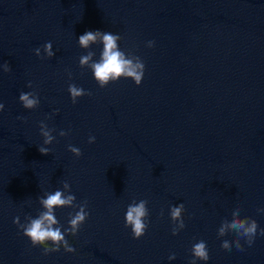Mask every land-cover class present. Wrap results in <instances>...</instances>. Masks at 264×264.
<instances>
[{"label":"water","instance_id":"obj_1","mask_svg":"<svg viewBox=\"0 0 264 264\" xmlns=\"http://www.w3.org/2000/svg\"><path fill=\"white\" fill-rule=\"evenodd\" d=\"M96 30L141 58L140 85L100 88L79 67L88 51L99 59L102 45L77 42ZM46 42L54 56L37 57ZM69 83L91 95L73 104ZM21 92L37 93L39 106L23 108ZM0 103V264H189L200 240L209 260L196 264H264V0H0ZM41 121L54 129L48 155L38 151ZM65 181L89 216L65 236L74 252L45 254L13 219L35 218L37 198ZM142 199L149 224L133 239L124 216ZM181 203L185 227L173 236L169 208ZM236 206L258 232L229 251L221 241L235 232L217 229ZM75 211L55 216L67 227Z\"/></svg>","mask_w":264,"mask_h":264},{"label":"clouds","instance_id":"obj_2","mask_svg":"<svg viewBox=\"0 0 264 264\" xmlns=\"http://www.w3.org/2000/svg\"><path fill=\"white\" fill-rule=\"evenodd\" d=\"M120 39L121 37L118 34L100 30L86 31L78 37L77 42L81 49H89L91 45L95 44L102 45L98 60H93L95 53L92 51H88L87 54L79 57V67L88 68L100 88H104L110 82H115L120 78L131 79L137 86L142 81L145 69L144 62L140 57L130 52L126 54L125 51L120 50L118 45ZM153 44V41H148L146 47L151 48ZM42 48L44 53L43 57H41V48L34 49V54L37 57L43 59L54 56L51 42H46ZM2 67L5 73L11 70L7 62ZM69 78H71L70 72ZM27 87H32L31 81L28 82ZM67 91L73 104L77 102L78 98L91 95V92L73 83H69ZM18 99L25 109H35L39 106V98L35 92H21ZM3 108V103H0V110H3ZM17 119L24 118L17 117ZM39 129L40 135L43 137V144L38 147V151L41 155H48L51 150L45 146L53 143L55 137L52 135V132L54 129L48 128L43 121L40 122ZM58 135L63 137L68 135V132L61 130ZM94 141L95 137L89 136L88 143L91 144ZM68 151L75 157L82 155L81 150L71 144L68 145ZM37 200L43 211H40L35 218L26 216V223L23 224L19 223V217L17 216L13 219V223L18 225V228L22 230L23 236L27 237L33 246L40 245L44 249L45 254L59 251L60 248H63L67 253L74 252L75 249L69 245L65 236H75L80 226L88 218L89 212L86 211L88 206L87 200L81 201L79 204L74 203L76 196L71 194L70 184L66 181L62 183L61 190H56L52 193L46 192L43 197H38ZM147 203L148 201L143 199L139 202L133 200L126 208L124 226L131 229L133 239L142 237L148 228L149 211ZM65 207L78 208V211H75L74 214L69 213L67 227L60 225L55 216V209ZM183 212L184 205L182 203L176 206H170L169 208L170 220L174 224V227L171 229L173 236L177 235L185 227L182 218ZM257 212L264 214V208H258ZM239 213V206L234 207L231 217L223 219L217 229V235L219 237H225L228 231L235 232L237 239L231 243L227 238L221 241L220 246L229 251L233 244L238 250H242L239 238H244L246 243L251 246L258 232L257 222L247 216L240 218ZM62 228L63 231L61 230ZM259 234L264 235V228L259 229ZM190 252L192 259L189 264H196L197 260L203 262L209 260V252L204 240L193 244ZM168 259H175V254L169 255Z\"/></svg>","mask_w":264,"mask_h":264}]
</instances>
